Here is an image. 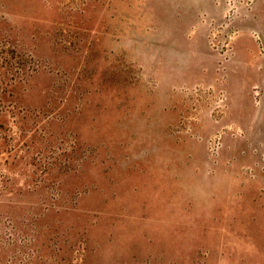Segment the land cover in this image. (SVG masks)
<instances>
[{
  "label": "rangeland",
  "instance_id": "rangeland-1",
  "mask_svg": "<svg viewBox=\"0 0 264 264\" xmlns=\"http://www.w3.org/2000/svg\"><path fill=\"white\" fill-rule=\"evenodd\" d=\"M0 264H264V0H0Z\"/></svg>",
  "mask_w": 264,
  "mask_h": 264
}]
</instances>
